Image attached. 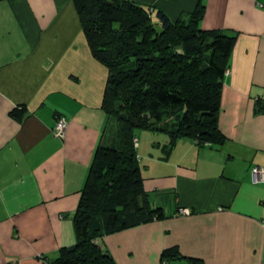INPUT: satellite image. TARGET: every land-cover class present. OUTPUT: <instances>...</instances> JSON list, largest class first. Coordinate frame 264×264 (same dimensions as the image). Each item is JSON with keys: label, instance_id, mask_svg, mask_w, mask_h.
I'll return each mask as SVG.
<instances>
[{"label": "crops", "instance_id": "0c3cea01", "mask_svg": "<svg viewBox=\"0 0 264 264\" xmlns=\"http://www.w3.org/2000/svg\"><path fill=\"white\" fill-rule=\"evenodd\" d=\"M170 20L198 0H131ZM202 29L236 34L223 79L220 146L137 136L143 189L165 217L94 240L116 264H264V0H203ZM107 69L72 0H0V264H48L76 243L73 215L98 145L118 146L102 109ZM63 138L54 134L58 117ZM187 209L188 213H182ZM191 259L193 262H189Z\"/></svg>", "mask_w": 264, "mask_h": 264}, {"label": "trees", "instance_id": "16d2710c", "mask_svg": "<svg viewBox=\"0 0 264 264\" xmlns=\"http://www.w3.org/2000/svg\"><path fill=\"white\" fill-rule=\"evenodd\" d=\"M92 56L107 69L102 109L118 125V146L98 145L73 215L76 243L48 264H116L94 240L165 217L143 189L137 132L220 146L223 79L236 34L202 29L203 0L172 21L131 0H72ZM186 259L165 248L159 264ZM193 262L191 259H187Z\"/></svg>", "mask_w": 264, "mask_h": 264}, {"label": "built area", "instance_id": "2783aa9c", "mask_svg": "<svg viewBox=\"0 0 264 264\" xmlns=\"http://www.w3.org/2000/svg\"><path fill=\"white\" fill-rule=\"evenodd\" d=\"M67 127V121L64 117L60 116L58 117L56 124L53 128V132L56 136L63 138L65 136V131ZM251 177L252 181L257 182H263L264 181V168H260L258 166H255L251 169ZM182 213H188L187 209H182ZM162 264H168L167 262H163Z\"/></svg>", "mask_w": 264, "mask_h": 264}, {"label": "rangeland", "instance_id": "374dc122", "mask_svg": "<svg viewBox=\"0 0 264 264\" xmlns=\"http://www.w3.org/2000/svg\"><path fill=\"white\" fill-rule=\"evenodd\" d=\"M144 132H146L145 130H140V131H138L137 132V136L139 137V138H141L142 140L144 139L143 137H144ZM144 141V140H143ZM173 264H175V263H173Z\"/></svg>", "mask_w": 264, "mask_h": 264}]
</instances>
